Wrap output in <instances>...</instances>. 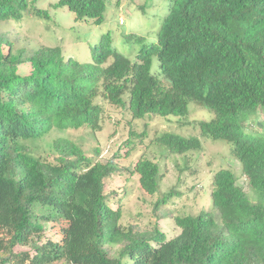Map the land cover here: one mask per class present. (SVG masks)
I'll return each instance as SVG.
<instances>
[{"label":"trees","instance_id":"obj_1","mask_svg":"<svg viewBox=\"0 0 264 264\" xmlns=\"http://www.w3.org/2000/svg\"><path fill=\"white\" fill-rule=\"evenodd\" d=\"M30 1L37 0H0V22L21 20ZM168 2L157 41L142 44L134 59L113 46L110 33L92 48L93 62H81L66 58L59 45L14 51L0 32L1 264H264V0ZM56 6L97 24L107 9L106 0ZM154 57L161 76L152 71ZM27 62L30 72L20 73ZM101 92L138 119L176 115L188 124L191 101L212 110V119L197 122L201 133L232 145L254 198L234 170L221 168L213 176V210L176 216V236L167 239L158 227L123 228L122 210L110 207L105 193V179L118 170L114 159L93 162L79 144L60 137L51 160L27 143L53 128L101 130ZM159 141L174 153L202 147L199 137L172 132ZM134 171L144 191L159 190L157 161L141 158ZM50 221L64 223L61 240L31 241ZM29 244L33 252L15 251Z\"/></svg>","mask_w":264,"mask_h":264},{"label":"rangeland","instance_id":"obj_2","mask_svg":"<svg viewBox=\"0 0 264 264\" xmlns=\"http://www.w3.org/2000/svg\"><path fill=\"white\" fill-rule=\"evenodd\" d=\"M57 1H30L21 20L0 22V32H6L13 40L14 51L25 49L32 52L43 45H59L66 58L93 62L92 48L102 35L110 33L113 46L134 59L142 44L157 41L169 4L168 0H106L104 20L97 24L94 20L77 19L76 14L66 6L56 7ZM36 9L47 10L49 16L34 13ZM122 17L125 19L123 24ZM30 69L27 62L20 65L19 72L27 74ZM159 70V61L154 57L152 71L161 76ZM96 102L103 107L101 130L93 131L89 127L53 128L45 137L28 140L27 143L37 155L51 160L58 154L51 146L60 137L79 144L93 162L114 159L118 170L105 179V193L110 207H120L122 210L120 222L123 228L133 225L145 232L158 227L165 232L167 239L176 236L181 231L175 222L176 216L198 215L203 210H213V176L221 168L234 170L238 183L254 198L248 178L232 153V145L222 139L214 140L202 135L197 122L214 117V112L209 108L191 101L190 123L184 124L180 121L181 116L176 115L153 114L141 119L134 118L128 107L109 103L102 92ZM263 117L261 114L260 119ZM253 126L257 128L255 124ZM166 132L199 137L202 147L174 153L159 141ZM141 158L154 159L161 166L163 177L155 194L144 191L139 181L140 175L134 171L135 164ZM171 190H174V195L156 208L157 201ZM44 224L46 229L42 237L33 236L31 241H60L64 223L50 221ZM32 249V244L15 247L16 252H33ZM118 250V246L111 247L113 255H118ZM5 256L0 252V264Z\"/></svg>","mask_w":264,"mask_h":264},{"label":"clouds","instance_id":"obj_3","mask_svg":"<svg viewBox=\"0 0 264 264\" xmlns=\"http://www.w3.org/2000/svg\"><path fill=\"white\" fill-rule=\"evenodd\" d=\"M38 1V0H37ZM59 1V0H58ZM58 1H57V3H58ZM56 3V4H57ZM117 4H119V3H117ZM107 5V4H106ZM56 7H58V6H56ZM67 7V6H66ZM37 10V9H36ZM39 10H43V9H39ZM43 11H45V10H43ZM47 11V10H46ZM49 13V12H48ZM121 23L123 24V23H125V19H124V17H122V19H121ZM167 82V81H166ZM168 83V82H167ZM169 84V83H168Z\"/></svg>","mask_w":264,"mask_h":264}]
</instances>
